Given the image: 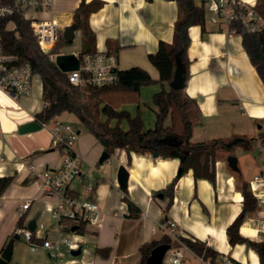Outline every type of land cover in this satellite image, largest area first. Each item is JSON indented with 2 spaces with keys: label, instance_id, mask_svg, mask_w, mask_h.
Returning <instances> with one entry per match:
<instances>
[{
  "label": "crops",
  "instance_id": "0c3cea01",
  "mask_svg": "<svg viewBox=\"0 0 264 264\" xmlns=\"http://www.w3.org/2000/svg\"><path fill=\"white\" fill-rule=\"evenodd\" d=\"M95 1L101 2V6L91 12L88 23L95 35L96 51L115 53L120 70L140 67L158 80L159 73L150 63L149 55L158 51L160 42H173L179 12L177 3L171 0H85L87 4ZM194 1L201 6L204 0ZM240 1L257 3V0ZM81 2L54 0L53 11L61 17L74 16ZM69 10L73 12L68 13ZM211 15L207 17L204 36L200 26L189 29L191 44L187 53L184 91L201 111L200 120L193 127L191 142L211 147L217 141L219 150L224 152L225 145L233 141L251 144L254 140L243 134L240 128L255 126L264 120V83L243 47L242 37L230 34L224 22L213 23L214 14ZM77 34L81 36L80 31ZM80 50L81 44L78 49L61 51L57 56H76ZM154 86L161 90L170 89L168 84ZM38 91L42 97L41 79ZM29 102L26 97L14 100L0 90V178L13 177L12 184L0 198V257L10 239L21 234L17 224L23 217L26 228L31 221H35L38 227L44 224V229L36 232L40 248L33 252L29 243L20 238L15 242L10 264H54L48 260L49 251L42 248L43 241L50 240L51 233L57 239L68 232H59V224L53 220L52 230L48 229V224L39 223L38 220L52 219V209L58 202L57 196L42 192L39 175L47 169L58 170L62 154L40 138V131L26 135L19 133V128L35 121L36 114L44 108V104L27 105ZM76 151L83 158V175L88 176L85 169L91 171L100 166L104 148L95 137L88 134L79 137ZM108 162L106 176L102 167L100 177L93 179L96 183L93 191L85 190L82 178L68 186L74 197L98 204L105 220L98 231L89 228L84 235L75 234L82 249L80 256L64 259L62 247L65 246H61L64 258L58 264H127L132 258H136L135 264H139L140 247L160 240L166 234L169 221L176 223L174 233L181 238L218 252L215 264H221L223 256L240 264H259L254 250L246 245L233 247L229 243L226 230L242 211L243 196L236 188L235 175L227 160L217 158L214 174L211 156L196 154L194 168L177 181L174 203L167 212L168 199H163L159 193L178 174V159L135 153L129 157L124 150L118 149ZM120 166L129 172L127 197L141 209L140 219L128 217L125 193L117 183ZM239 170L258 199V207L247 216L241 233L253 241H264V182H254L255 177L264 175V164L240 167ZM27 202L30 203L29 209L22 211L21 205ZM96 249H109V256L105 258L96 254ZM187 257L191 264H200L201 257L192 250Z\"/></svg>",
  "mask_w": 264,
  "mask_h": 264
},
{
  "label": "trees",
  "instance_id": "16d2710c",
  "mask_svg": "<svg viewBox=\"0 0 264 264\" xmlns=\"http://www.w3.org/2000/svg\"><path fill=\"white\" fill-rule=\"evenodd\" d=\"M171 1H175L179 9L174 27V40L172 43L160 42L158 51L149 55L150 63L159 73V79H153L143 68L133 67L120 70L117 84L102 88H78L69 82L68 73L62 72L57 67L51 59V55L59 54L64 47L68 46L63 37L59 38L51 52L46 53L41 49L30 22L24 18L22 13L16 12L12 17L16 24L14 31L7 29L9 20L0 21V43L4 53L15 56L19 63L29 62L33 73L39 75L41 79L44 108L36 114L37 122L40 124L50 123L60 118L64 113H69L79 120L85 131L92 134L103 146L104 151L111 156L120 149L124 150L129 157L132 153L151 155L158 153L163 159H178L180 161L178 174L167 188L159 193L163 199H168L165 212L174 203L177 181L189 169L194 168L196 154L208 153L211 156V165L215 174L219 150L217 141L211 147L204 143L193 144L191 142L193 127L199 122L201 116L198 104L185 94V88L180 91L171 87L169 90L163 88L152 98L156 108L155 126L145 131L139 116L131 117L127 111L114 109L112 103L108 104L104 101V97L111 93L138 97L144 87L157 84L170 86L178 65L182 64L187 71V53L191 44L189 29L193 26H200L202 35L207 33L206 1L204 0L201 6H198L194 0ZM100 6L101 2L95 1L87 4L85 0H82L79 8L74 12L73 24L77 27V31L81 32L80 55L97 52L95 35L89 27L88 19L91 12ZM255 11L264 19V0H257ZM228 32L242 37L243 47L264 83V30L250 32L242 20L235 19L228 26ZM123 120H128L129 126L126 130L120 127ZM168 120L171 122L167 125ZM112 121H115L116 124L111 125ZM164 140L166 142H163ZM259 140L264 143V134L259 137ZM242 143L246 145V148L250 144L246 141L236 140L225 145L224 149L228 153L229 151L226 149H230L231 145ZM232 173L235 175L236 188L242 194L243 201L242 211L226 230L229 243L233 247L246 245L257 253L259 264H264V241H253L241 233V227L247 216L257 209L258 199L249 183L242 178L240 170L232 171ZM12 182L13 177L0 178V198ZM122 191L125 193L124 201L128 204L130 213L128 217L135 220L140 219L141 209L128 199L127 189H122ZM68 195L74 197L67 188L66 196ZM17 228H26L23 217L20 218ZM66 231L68 232V230ZM85 233V226H80L76 232L77 235ZM182 241L198 256L210 260L213 264L216 263L219 254L213 248L183 238ZM172 243L170 236L165 234L160 240L143 244L139 249V264H145L151 251L158 245H172ZM95 253L107 258L109 249H96ZM0 264L10 263L0 257Z\"/></svg>",
  "mask_w": 264,
  "mask_h": 264
},
{
  "label": "built area",
  "instance_id": "2783aa9c",
  "mask_svg": "<svg viewBox=\"0 0 264 264\" xmlns=\"http://www.w3.org/2000/svg\"><path fill=\"white\" fill-rule=\"evenodd\" d=\"M208 11L214 14L213 23L224 22L227 26L235 19L243 21L250 32L264 30V19L256 13L255 4H245L240 0H205ZM54 0H0V21L9 20L8 30H16V24L12 17L16 12L23 14L24 18L30 22L31 28L37 38L41 49L49 53L56 46L60 37H63L65 28L73 24V16H59L53 11ZM244 9V11H243ZM243 11V12H241ZM52 14L51 17L41 15ZM41 16V17H40ZM81 51V50H80ZM58 55V54H57ZM57 55H51L54 60ZM79 60V68L68 73L69 82L81 89L92 87L102 88L112 86L119 82V63L115 53L96 52L76 55ZM33 69L29 62L19 63L15 56L4 53L0 43V90L8 93L14 100L29 96L33 87ZM41 124L52 135L51 147L57 149L62 154V164L58 170H45L39 175L41 188L44 194L57 196L58 202L52 209L51 218L59 224V232L68 230L72 227L85 226L86 229L93 228L98 231L102 228L105 214L95 202L83 200L77 197L66 196L68 186L77 178H82L85 182V190L91 192L95 188V181L87 175L82 174L83 158L76 151V144L79 138L78 131L73 127L56 119L51 122ZM102 165L94 168V171L101 174ZM254 182L263 183L264 175L254 178ZM253 190L256 189L252 186ZM254 193V192H253ZM256 196V195H255ZM30 203L21 205L22 211H27ZM166 234L172 239L168 264H190L187 252L190 248L182 241V238L174 233L176 223L169 221ZM44 224L36 226L35 232L27 228L21 229V234L30 249L36 252L40 246L36 242V232L43 230ZM72 233V232H71ZM74 235L76 234L73 233ZM61 246H66L72 250L79 248V242L70 239L57 238L54 241L46 238L42 248L49 251V257L58 263L63 262L64 255ZM221 264H237L229 256L221 258ZM200 264H213L210 260L201 257Z\"/></svg>",
  "mask_w": 264,
  "mask_h": 264
},
{
  "label": "rangeland",
  "instance_id": "374dc122",
  "mask_svg": "<svg viewBox=\"0 0 264 264\" xmlns=\"http://www.w3.org/2000/svg\"><path fill=\"white\" fill-rule=\"evenodd\" d=\"M207 10V17L212 16L211 13ZM72 13L73 11L69 10L68 13ZM42 17H45L44 15H41ZM40 16V17H41ZM8 29V26H7ZM81 44V36L80 34H77L75 41L64 47L61 51L62 52H71L74 51L76 49H78L80 47ZM39 84H40V77L39 75H34L33 76V87H32V92L29 96H25L26 98H29V100L31 102L27 103V105L29 104H44L43 98L39 96ZM168 89V87H167ZM169 90V89H168ZM161 89L159 86H150V87H144L141 89V92L139 94L138 97H132V96H126L122 94H116V93H111L108 94L104 97V101L106 103H112V106L114 109L116 110H124L127 111L131 117H135V116H139L142 120L143 123V128L144 130H149L154 128L155 126V122H156V116H155V107L153 105L152 102V98L153 95L155 93L160 92ZM24 97V98H25ZM23 98V97H22ZM61 121L70 124L74 130L81 131V134L79 135V137L84 136V134H88L90 135L92 138H94V136L88 132L85 131V129L83 128V126L81 125V123L79 122V120L69 114V113H64L61 117ZM59 119V118H58ZM171 122V121H170ZM170 122L168 121V124H170ZM116 122L112 121L111 125H115ZM128 120H123L120 124V127L123 128L124 130L128 129ZM258 126H261V129L258 128ZM48 127L51 128L52 127V123H48ZM243 132V134L245 135H250L249 137L254 139L252 141L251 144H249V146H247L244 144H233L231 145L230 149H226L227 151H229L228 153L226 151L222 152L221 150H218V154L217 156L219 158L225 159L227 160V158L229 156H235L238 159V165L239 168L241 167H253L255 165H263L264 164V143H260V141H258V136L260 137L262 134H264V120L257 123L255 126H244L243 128H240ZM39 136L40 138L45 141V142H49L51 143L52 141V135L50 133V131L46 128H42L39 132ZM262 142V141H261ZM62 158V156H61ZM108 163L109 162H105L104 164H102V167L104 168L102 171L104 172L103 174L106 176L107 173V168H108ZM85 173H88V176L90 179H95V178H99L100 175L95 172L94 170H89L87 171L85 169ZM79 180H77L76 182H78ZM39 223H46L49 225L48 229L52 230L54 225L51 224L52 219H50V217L48 218V220H38ZM22 241H25L24 239V235L20 234ZM61 239H70L73 240L75 242H77V235H74L71 232H68L67 234H63L60 236ZM50 240L54 241L56 240V237L53 233L50 234ZM26 242V241H25ZM15 250V249H14ZM62 251L64 252L66 258H73V256L71 255V250L68 247H62ZM14 253V252H13ZM188 256H189V252ZM170 259V255L167 254L164 260V264H168ZM191 259V258H190ZM48 260L51 263L54 264H58V262L56 260H52L48 257ZM136 258H132L131 260L127 261L126 263L128 264H135L136 262ZM190 264H191V260ZM241 263V262H240Z\"/></svg>",
  "mask_w": 264,
  "mask_h": 264
},
{
  "label": "water",
  "instance_id": "95a60500",
  "mask_svg": "<svg viewBox=\"0 0 264 264\" xmlns=\"http://www.w3.org/2000/svg\"><path fill=\"white\" fill-rule=\"evenodd\" d=\"M77 27L74 24L67 26L63 32V39L65 42L70 45L76 39ZM56 65L57 67L64 73H69L72 71H76L79 68V60L76 56L72 54H63L59 55L56 58ZM263 68H264V48H263ZM185 73L186 70L182 64L178 65L174 80L170 84V87L176 91L183 90L185 88ZM42 129L41 124L39 122L32 121L22 125L19 128V133L21 135L31 134ZM78 134L80 132L78 131ZM163 142H166L164 140ZM155 157H158L159 154L155 153ZM111 158V155L104 151L99 159V164L102 165L105 162H108ZM228 166L232 171L237 172L239 170L238 166V159L235 156H229L227 158ZM128 180H129V172L124 166H120L117 171V183L120 188L127 189L128 187ZM36 222L31 221L27 225V229L31 232H35L36 230ZM78 231V227H72L71 232L75 233ZM21 238L20 234H15L10 241L8 242L7 246L5 247L1 257L7 261L8 263L12 262L13 250L14 245L17 240ZM171 245L170 244H161L155 247L152 251L150 256L147 258L145 264H164L165 257L167 253L170 251ZM82 249L79 248L77 250H73L71 255L73 257H78L81 255Z\"/></svg>",
  "mask_w": 264,
  "mask_h": 264
}]
</instances>
